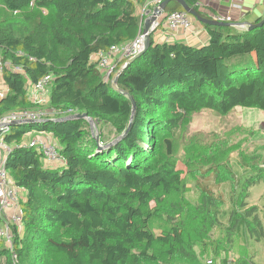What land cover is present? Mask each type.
Segmentation results:
<instances>
[{"label": "trees", "instance_id": "trees-1", "mask_svg": "<svg viewBox=\"0 0 264 264\" xmlns=\"http://www.w3.org/2000/svg\"><path fill=\"white\" fill-rule=\"evenodd\" d=\"M148 1L0 0L6 11L0 17V56L10 64L0 75L5 86L0 119L46 106L57 117L87 112L100 125L104 144L127 131L113 145L98 148L84 119L49 121L54 116L48 115L41 122L10 126L3 134L10 146L6 168L26 197L13 249L0 239V264H53L54 254L64 264H155L160 259L171 264V259L193 256L191 233L178 220L190 207L209 227L223 229L230 243L235 236L245 243L264 239L260 208L247 201L264 169L255 171L234 158L239 169L232 171L231 204L209 180L196 182L200 200L192 204L178 198L185 188L173 158L175 133L194 112L227 114L236 106L264 112V24L238 32L206 24L209 40L200 45L158 40L167 28V13L181 10L170 2L150 46L118 77V86L135 98L133 113L129 98L111 86L125 61L106 80L94 56L138 36L137 6ZM186 1L194 7L197 0ZM49 74V100L41 105L30 97L28 84ZM33 131L51 134L65 161L49 162L27 145ZM42 158L58 165H45ZM158 215L170 225L155 232L152 222ZM209 264L250 262L223 257Z\"/></svg>", "mask_w": 264, "mask_h": 264}, {"label": "rangeland", "instance_id": "rangeland-1", "mask_svg": "<svg viewBox=\"0 0 264 264\" xmlns=\"http://www.w3.org/2000/svg\"><path fill=\"white\" fill-rule=\"evenodd\" d=\"M146 4L137 6L140 20H142L141 16ZM5 14L6 11L0 5V17ZM146 18L147 15L144 14V19ZM167 26V22L164 23L163 27ZM94 58H97V55ZM0 86L1 92H4L5 86L2 82ZM49 86L40 93L42 99L49 100ZM94 123L95 126L92 129L86 121L87 131L91 137L94 134H99L101 137L102 129L96 121ZM175 142L173 158L177 168L182 171L185 188L178 198L183 202L199 203L200 191L196 182L209 180L217 183L218 193L223 194L229 206L234 181L232 171L239 169L236 165L234 166L233 159L242 158L249 162L250 168L252 167L255 171L264 169V112L257 107L245 106H236L227 114L202 109L183 121L175 133ZM42 162L47 165L44 158ZM213 165L216 168H213ZM204 171L206 179L202 177ZM215 171H218V175L214 180ZM262 178L263 180L258 185L250 187L247 201L250 205L259 206L264 222V176ZM18 190L24 200L25 190L22 188ZM155 206L156 204L152 202L150 208L153 209ZM178 215V220L182 221L185 230L191 233L190 237L194 243L190 249L193 256L171 259V264H209L223 257H227L230 261L245 258L250 264H264V239L262 241L249 240L245 243L235 236L234 241L230 243L223 229L209 227L193 207H190L188 211L183 210ZM169 221L158 215L153 219L152 228L155 232H159L160 229L170 225ZM52 259L53 264H64L59 254H54ZM166 261L167 259H160L155 264H168Z\"/></svg>", "mask_w": 264, "mask_h": 264}, {"label": "built area", "instance_id": "built-area-1", "mask_svg": "<svg viewBox=\"0 0 264 264\" xmlns=\"http://www.w3.org/2000/svg\"><path fill=\"white\" fill-rule=\"evenodd\" d=\"M163 0H149L144 6L141 19V30L138 36L126 45H112L106 51H100L97 54V60L99 61V67L103 70L106 80H109L110 75L115 71L119 62L126 61L138 54L144 48V14L149 17L148 11L153 10L154 7L158 6ZM197 8L205 17L213 19L218 22L231 23L232 27L237 30L244 31L247 29L245 25H239L233 23L231 16L224 17L222 15H216L215 13L208 12L198 0L194 3V7ZM167 28L161 32L158 36V40L169 41L172 38L179 36V34H187L192 29L193 18L185 10H175L167 13ZM163 15L152 25V29L158 24L162 23ZM256 22V21H255ZM20 55L23 53L20 52ZM32 59V58H31ZM10 65L5 62L0 56V75L3 73L5 67ZM124 63L121 64L122 67ZM16 71H21L20 66L13 67ZM52 80V75H45L38 82L30 84L32 90L30 91V97L33 101L38 102L41 105L48 103V100L42 99L40 96L41 92H44ZM37 92V95H36ZM56 110L48 109L44 107L38 110H22L18 113H14L0 119V216L4 219V225L0 226V239H5L13 249V239L15 236L14 227L18 226L22 228L23 217L21 213V196L18 188L14 185L10 179L9 172L6 168L7 154L10 150V146L4 141L3 134L10 129V126L14 123H26V122H41L44 121L48 115H53L57 118L58 115ZM56 115V116H55ZM52 119V118H50ZM27 145L35 147L41 153H43L45 159L52 163H62L65 161L64 156L60 152V147L57 140L51 135L44 133L43 136L32 137ZM8 211H11L8 213Z\"/></svg>", "mask_w": 264, "mask_h": 264}, {"label": "water", "instance_id": "water-1", "mask_svg": "<svg viewBox=\"0 0 264 264\" xmlns=\"http://www.w3.org/2000/svg\"><path fill=\"white\" fill-rule=\"evenodd\" d=\"M176 2L181 9L187 11L191 16H194L195 18H197L200 22L210 25V26H223V27H227V26H232L231 23H227V22H218L215 21L213 19H210L208 17H205L203 15H201L196 9H194L190 4L187 3L186 0H163L162 2H160V4L156 7L153 8V10L148 11V13L150 14L149 17H147L144 20V27H143V34L144 36V48L136 55H134L133 57H131L130 59L126 60L124 62V65L122 67H120L112 76L111 78V86L113 87L114 90L120 92L122 95H126L129 100L132 102L133 105V113L135 112L136 109V101L133 95L130 94V92L121 89L118 86V77L120 76V74L123 72V70L129 66L134 60H136L138 57H140L146 50L147 48L150 46L151 44V34L152 32L160 25V23H158L153 29H152V25L155 21H157L159 18L162 17V15L166 12L167 7L169 5L170 2ZM260 20V19H259ZM258 21V20H257ZM245 22V23H235V24H239V25H245L247 26V29H252L256 26L262 25L264 24V17L259 21V22ZM69 119H84L85 121H87V123L90 125V127L93 129L94 128V119L92 117H90L88 115L87 112L85 113H75V114H69V115H65L62 117H57V118H52L49 121H66ZM127 131H124L121 135H119L116 139L110 141L108 144H104L101 142V137L98 135H95L94 132V136L95 139L97 140L98 143V148H104L107 146H111L114 143H116L117 141L121 140ZM93 136V137H94Z\"/></svg>", "mask_w": 264, "mask_h": 264}, {"label": "crops", "instance_id": "crops-1", "mask_svg": "<svg viewBox=\"0 0 264 264\" xmlns=\"http://www.w3.org/2000/svg\"><path fill=\"white\" fill-rule=\"evenodd\" d=\"M203 4L208 12L222 15L224 17L231 16L233 23L255 22L264 17V0H198ZM206 24L199 20L193 19L192 29L186 35L182 33L172 39H182L191 44H205L209 40L208 29ZM237 32L240 30H236ZM32 84V83H30ZM28 84L29 92L32 90L31 85ZM5 90V89H4ZM49 96V95H48ZM48 98V97H47ZM34 136H43L44 133L40 131H33L30 134ZM31 137V138H32ZM31 138L26 137L25 141L28 142ZM55 166L58 164H50ZM11 211H8L10 213Z\"/></svg>", "mask_w": 264, "mask_h": 264}]
</instances>
